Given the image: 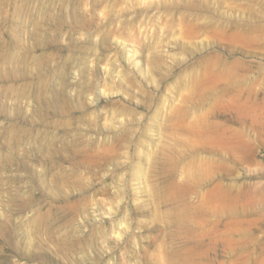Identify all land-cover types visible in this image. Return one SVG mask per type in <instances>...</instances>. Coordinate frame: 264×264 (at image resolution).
<instances>
[{
  "label": "rangeland",
  "instance_id": "374dc122",
  "mask_svg": "<svg viewBox=\"0 0 264 264\" xmlns=\"http://www.w3.org/2000/svg\"><path fill=\"white\" fill-rule=\"evenodd\" d=\"M0 264H264V0H0Z\"/></svg>",
  "mask_w": 264,
  "mask_h": 264
}]
</instances>
